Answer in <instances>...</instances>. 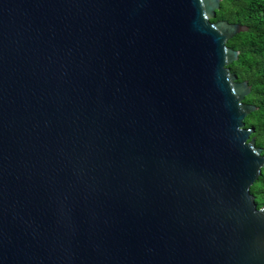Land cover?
<instances>
[{
	"label": "water",
	"instance_id": "95a60500",
	"mask_svg": "<svg viewBox=\"0 0 264 264\" xmlns=\"http://www.w3.org/2000/svg\"><path fill=\"white\" fill-rule=\"evenodd\" d=\"M220 1L0 0V264H264Z\"/></svg>",
	"mask_w": 264,
	"mask_h": 264
},
{
	"label": "trees",
	"instance_id": "16d2710c",
	"mask_svg": "<svg viewBox=\"0 0 264 264\" xmlns=\"http://www.w3.org/2000/svg\"><path fill=\"white\" fill-rule=\"evenodd\" d=\"M212 21L226 20L247 27L227 40L226 45L238 51L237 59L228 65L236 81L250 86L243 102L256 110L243 118L244 127H252L250 137L264 156V0H221ZM256 207L264 206V166L249 187Z\"/></svg>",
	"mask_w": 264,
	"mask_h": 264
}]
</instances>
